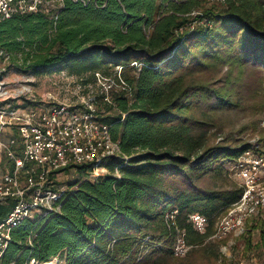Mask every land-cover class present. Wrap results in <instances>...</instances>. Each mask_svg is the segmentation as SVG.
Instances as JSON below:
<instances>
[{"label":"trees","instance_id":"trees-1","mask_svg":"<svg viewBox=\"0 0 264 264\" xmlns=\"http://www.w3.org/2000/svg\"><path fill=\"white\" fill-rule=\"evenodd\" d=\"M83 1L66 0L56 20L26 14L1 21L0 49L13 56L21 72L64 71L85 85L94 83L96 72L111 75L122 66L132 96L114 94V104L104 105L114 113L102 120L126 158L105 161L110 171L119 169V177L77 179L62 192L57 210L22 220L11 231L1 264L31 259L139 264L137 254L143 250L147 256L167 255L165 246L154 250L148 244V239L171 241L166 210L176 208L178 226L191 243H201L241 191L197 187V181L221 168L220 157L208 146L207 132L182 114L191 106L192 93L203 87L194 66L229 54L264 66V0L210 5L208 0ZM30 104L26 99L16 103ZM248 147L243 143L222 152L232 160ZM76 169L86 171L85 166ZM6 210L0 207V215ZM192 212L210 218L206 234L193 230Z\"/></svg>","mask_w":264,"mask_h":264},{"label":"built area","instance_id":"built-area-1","mask_svg":"<svg viewBox=\"0 0 264 264\" xmlns=\"http://www.w3.org/2000/svg\"><path fill=\"white\" fill-rule=\"evenodd\" d=\"M65 2L0 0V22L26 14H43L56 20ZM7 55L0 49L1 59L6 61ZM140 65L132 63L136 68ZM4 70L5 66L0 67V207L7 210L0 215V264L15 226L25 218L45 216L59 208L57 204L64 188L53 183L55 174L85 166L90 179L105 174L120 176L117 167L110 171L105 165L111 157L126 156L122 154L118 141L113 140L109 125L102 120L106 113L100 106L114 104V93L132 96L122 66H116L111 75L96 72L94 83L85 85L81 82L84 88L87 87V93L77 95L74 103L57 101L49 93L46 98L50 102L47 103L24 97L27 88L7 82L3 77ZM23 99L35 103L16 105ZM263 167L262 159L250 149L238 155L233 175L241 183L240 194L216 218L205 241H222L230 235H238L247 221L264 213ZM177 214L176 208L168 209L163 218L172 230L171 253L184 257L194 243L188 240L186 230L176 223ZM188 222L194 231L206 234L210 218L192 212L188 215ZM29 263L37 262L31 259ZM237 264H264V249L260 261H239Z\"/></svg>","mask_w":264,"mask_h":264},{"label":"rangeland","instance_id":"rangeland-1","mask_svg":"<svg viewBox=\"0 0 264 264\" xmlns=\"http://www.w3.org/2000/svg\"><path fill=\"white\" fill-rule=\"evenodd\" d=\"M216 2L222 1L208 0L207 5ZM8 55L6 61L0 58V67L5 66L3 77L12 85H24L27 88L24 97L47 103L50 102L46 98L49 93L54 95L57 101L74 103L77 95L87 93V87L84 88L75 77L67 78L64 71L41 75L26 74L15 68L14 61L11 60L13 56ZM20 55L17 54L18 58ZM263 67L247 64L245 60L244 63L240 62L233 54L226 57L214 56L206 66L193 67L196 81L203 87L200 92L192 93L191 106L182 116L190 117L200 129L207 132L208 146L213 147L219 154L217 163L221 166L212 177L206 176L196 182L200 189L223 192L240 189L241 183L233 175L238 156L228 160L222 152L224 149L247 143L252 153L264 162ZM106 107L101 105L100 109L106 114L114 113L111 109L107 111ZM261 176L264 181V167ZM83 178L90 179L87 170L81 172L78 169H67L55 174L53 183L67 189L77 179ZM214 216L215 220L216 215ZM148 238L146 236V242L149 240L148 244L152 245L154 250L165 246L168 253L165 255L164 252L162 255L158 252L147 256L148 250H143L137 254V260L141 261L139 264H153L155 259L160 261L159 264H237L239 261H260L264 249V213L247 221L240 234L230 235L220 242L204 240L196 243L191 251L181 258L171 253V241ZM51 262L64 264L58 259Z\"/></svg>","mask_w":264,"mask_h":264},{"label":"bare ground","instance_id":"bare-ground-1","mask_svg":"<svg viewBox=\"0 0 264 264\" xmlns=\"http://www.w3.org/2000/svg\"><path fill=\"white\" fill-rule=\"evenodd\" d=\"M42 264H54V263L51 262V261H48V262H45V263H42Z\"/></svg>","mask_w":264,"mask_h":264}]
</instances>
